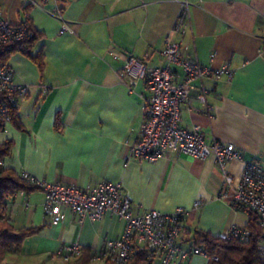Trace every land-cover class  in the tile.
Returning <instances> with one entry per match:
<instances>
[{
    "label": "crops",
    "instance_id": "0c3cea01",
    "mask_svg": "<svg viewBox=\"0 0 264 264\" xmlns=\"http://www.w3.org/2000/svg\"><path fill=\"white\" fill-rule=\"evenodd\" d=\"M33 1L0 0L3 18L12 24L28 19L39 35L28 49H16L5 59L27 93L19 109L21 127L8 121L0 129V143L12 141L3 166L44 182L81 187L118 182L133 214L191 209L200 200L185 221L189 233L200 229L225 237L232 225L245 227L248 211L217 197L223 173L212 155L198 159L172 152L152 162L129 156L148 92L142 80L129 92L118 71L128 55L164 65L167 37L179 43L183 56L204 66L227 64L231 75L197 82L206 89L208 107L195 99L181 103L180 124L198 128L206 142L216 139L240 151L241 157L226 165L235 181L248 162L264 170V0ZM183 9L187 18L178 30ZM62 23L68 28L59 33ZM34 55H40L41 66ZM173 68L181 79L180 68ZM43 200L40 188L18 192L4 211L15 230L37 227L33 237L54 250L51 254L71 243L92 254L123 232L124 221L109 212L92 220L66 210L62 222L48 224ZM207 261L194 255L181 264Z\"/></svg>",
    "mask_w": 264,
    "mask_h": 264
},
{
    "label": "built area",
    "instance_id": "2783aa9c",
    "mask_svg": "<svg viewBox=\"0 0 264 264\" xmlns=\"http://www.w3.org/2000/svg\"><path fill=\"white\" fill-rule=\"evenodd\" d=\"M186 18L187 13L183 9L176 29L180 30ZM67 28L62 23L59 33ZM30 34L31 31L24 23L12 24L0 14V48L8 49ZM161 54L166 60L161 66H151L143 59L125 56L118 71L129 92H133L134 86L140 80L144 81L148 92L143 97L144 120L137 138L128 146L129 156L152 162L172 152H183L198 159L212 155L223 173L217 197L232 206L255 212L264 231V170L257 163L248 162L240 178L235 181L226 165L229 160L240 158V151L233 144L216 139L206 142L198 128L189 130L180 124L181 103L190 105L192 99H195L208 107L206 89L197 82L207 76L219 78L222 75H231L230 67L224 64L219 68H211L183 56L179 43L169 37L165 39ZM112 57L118 59V55L114 53ZM173 66L180 68L181 79H178L179 74ZM13 76L14 69L6 62H0V93L4 94L0 101V119L5 123L10 120L9 105L19 110L27 93V86L15 82ZM25 176L30 182L39 185L44 192L42 208L48 224L62 222L66 210L80 218L89 217L92 220H100L109 212L124 221L121 235L106 239L101 249L91 254L88 264H127L138 250L148 252L151 264H181L194 255L208 259L201 247L187 246L182 242L185 221L192 210L201 205L200 200H196L191 209L179 207L171 213L150 209L133 214L131 200L118 182L104 180L93 186L81 187L75 182H44L29 174ZM20 193L24 194L23 191ZM227 236L247 241L249 231L245 227L232 225ZM81 247L78 243H71L63 251L51 254V258L60 259L64 263L74 262L81 256ZM257 249L261 264H264V237L257 243ZM0 264L17 263L1 260Z\"/></svg>",
    "mask_w": 264,
    "mask_h": 264
},
{
    "label": "trees",
    "instance_id": "16d2710c",
    "mask_svg": "<svg viewBox=\"0 0 264 264\" xmlns=\"http://www.w3.org/2000/svg\"><path fill=\"white\" fill-rule=\"evenodd\" d=\"M23 23L29 28L31 34L8 49L0 48V62H5L8 53L16 49H28L33 41L39 37L38 32L30 25L28 19ZM32 57L39 66L42 65L40 55ZM3 98L4 94L0 93V101ZM8 115L9 121L21 127L17 107L9 105ZM4 124L5 122L0 119V129ZM11 147V140L0 143V261L3 260L5 253L19 249L24 237L37 231V227L31 226L15 230L4 211L8 199L14 194L20 191L28 193L36 188L41 189L39 185L30 182L25 173H19L12 168L3 166V159L11 153ZM247 211L250 216L249 222L245 226L249 231L247 241H242L233 236H213L209 232L200 229L189 233L185 227L182 242L187 246L201 247L208 256L207 264H261L257 243L264 237V231L258 223L256 213L250 210ZM81 249V256L75 264H88L91 259L90 250L85 247H81ZM127 264H151L150 255L144 250H138Z\"/></svg>",
    "mask_w": 264,
    "mask_h": 264
},
{
    "label": "rangeland",
    "instance_id": "374dc122",
    "mask_svg": "<svg viewBox=\"0 0 264 264\" xmlns=\"http://www.w3.org/2000/svg\"><path fill=\"white\" fill-rule=\"evenodd\" d=\"M52 251L54 250H48L44 244L38 242V239L30 234L24 237L19 249L5 253L3 260L13 262L10 261L13 259L17 261L13 263L17 264H63L62 261H51Z\"/></svg>",
    "mask_w": 264,
    "mask_h": 264
}]
</instances>
